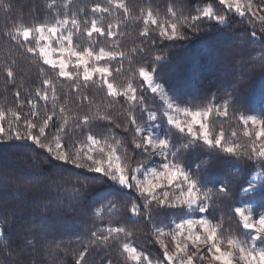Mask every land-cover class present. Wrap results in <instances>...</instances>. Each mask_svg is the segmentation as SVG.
Returning <instances> with one entry per match:
<instances>
[{
  "label": "snow or ice",
  "instance_id": "1",
  "mask_svg": "<svg viewBox=\"0 0 264 264\" xmlns=\"http://www.w3.org/2000/svg\"><path fill=\"white\" fill-rule=\"evenodd\" d=\"M70 3L71 0H60L59 3L57 0H50L47 8L51 19L38 20L33 16V20L37 22L18 24L14 20L9 21L15 7L13 0H0V15L4 21L0 26V83L5 94L11 90L10 86L15 88L13 100L17 102L15 108L7 109L11 113L7 128L0 123V139L6 135L10 139L31 140L46 151L48 159L102 173L129 189H135L139 197L123 202L112 200L107 204L93 206L92 218L103 221L107 216V226L94 223L84 232L60 231L54 230L48 212L54 209L57 214L62 215L61 201L57 200L55 204L42 201L43 208L33 212L30 220L21 218L13 207H9L13 203L7 198L9 193L5 181L0 186V264H41L38 259L41 253L54 257L60 252L72 255L70 264H120L109 254V250L113 248L123 257L122 264H264V246H257V242L264 245V211L254 215L250 209L237 206L238 198L249 193H260L264 199V118L246 115L240 110L237 84L233 85L232 92L213 94V99L203 108L193 110L191 107L168 105L167 121L177 130L176 136L183 135L190 143L198 144L200 149H205L208 153L201 160L195 174L186 172L174 155L172 159L165 155L162 170L153 169L150 171L151 179L145 176L141 180L138 174H141L143 162L136 159L137 150L147 155L156 152L164 154L169 149L168 139L153 140L140 131L142 113H147L149 120L156 118V114L148 106L147 93L164 96L162 87L156 81L158 77L163 78L169 61L165 59L167 53L163 49L159 52L155 50L156 39L162 37L172 42L187 39L189 31L195 33L206 27V19L230 28L232 19L238 16L247 21L251 31L245 35L233 33V38L227 44H219V51L234 60L242 70H249L247 64L252 62L254 68L264 71V8L253 5L251 0H218L215 9L211 4H206L202 8H195L194 15H185L183 5L177 0V5L168 8L171 31L167 30L169 21L161 24L152 18L153 12L149 9L146 13L148 18L144 21L146 27L141 36L150 39L152 46L132 50L143 53L139 66L134 67L130 56L126 57L124 52L118 51L119 44L116 41L113 44L117 50L100 47L97 51L94 47L97 40L93 39V34L103 38L122 35L117 29L131 18L128 5L123 0L94 2L91 5L92 18L89 20V13L85 9L73 12ZM177 6L181 7L179 15ZM229 14L234 16L230 17ZM105 15L114 23L109 22L105 26ZM78 16H84L85 19H78ZM149 23L160 28L159 37L149 36ZM78 35L88 38V47L79 48L74 45V36ZM257 36L260 37L259 41L254 39ZM53 37L60 45L59 48L52 46ZM257 43L260 45V54L257 55L258 58H254L252 52L256 49L252 45ZM56 54L59 58H53ZM117 57L129 59L132 76L127 85L118 86L108 78L111 69L107 62ZM21 60L31 62L38 70L40 80V85L34 92H27L23 101L21 85L17 80ZM101 61H105V64L101 65ZM69 64L76 69L75 72L69 70ZM49 72H55L56 79L65 78L77 91L82 87L86 88L98 76L100 85L107 89L109 96L123 97L128 106L123 130L132 133L131 152L110 129L103 139V146L97 134L89 130L83 141L84 146L77 148V141L72 137L82 135L83 130L90 129L94 120L107 121L111 125L112 116L97 108L93 114L86 113L82 119H77L70 125L64 116L63 105L58 108L60 95L54 80L48 75ZM137 76L139 81L135 83ZM40 100L44 101L43 112L38 105ZM213 111L217 117L234 119L244 126V135L252 138L251 142L237 143L235 131L226 137L222 127L218 132L214 126L209 127L207 118ZM179 114H183L186 119H179ZM5 115V111L0 110V122L5 120ZM249 125L258 128L253 133L247 130ZM116 127L121 125L116 124ZM53 128L55 132L49 138ZM65 137L71 139L72 143L69 144ZM121 148L124 151L118 155ZM232 157L238 159L233 161ZM227 161H232L233 167L224 168ZM241 161H253L255 164L241 168ZM40 162L35 158L32 160L34 165ZM132 164L136 166L132 167ZM217 170L219 175H215ZM206 176L215 177L209 181L212 184L210 188L202 183ZM31 187L39 189L40 185L34 184ZM72 187L74 191L67 198V211L74 210L73 202L79 200L87 184L77 181ZM159 189L163 191L158 193ZM17 191H20L19 185ZM23 191L30 192V187L25 185ZM19 198L18 195H12L13 200ZM155 209L179 212L191 209L203 215L195 220L181 218L175 223V228L167 233L163 228L153 226L155 243L160 244L162 249L161 256L154 258L129 239L133 235L132 229L119 223L113 227L111 218L126 212L129 219L142 217L146 222L152 223V212ZM217 212L221 213L219 219L216 218ZM82 215V222L86 224L89 214L85 211ZM226 219L229 221V228L231 222L236 223L242 231L243 239L230 231L226 234L222 230ZM163 235L171 237L175 252L169 251V244L161 239ZM225 244L227 250H222L221 246Z\"/></svg>",
  "mask_w": 264,
  "mask_h": 264
},
{
  "label": "trees",
  "instance_id": "2",
  "mask_svg": "<svg viewBox=\"0 0 264 264\" xmlns=\"http://www.w3.org/2000/svg\"><path fill=\"white\" fill-rule=\"evenodd\" d=\"M49 2L50 0H13L15 7L12 17H9V21L14 20L18 24L22 22L35 23L37 20H33V16L37 17L38 20L51 19L47 8ZM59 2L60 0H57V3ZM94 2H100V0H71L70 9L73 12L82 8L85 9L89 13L87 19L90 20L92 18L90 15L91 5ZM123 2L128 5L131 18L126 23H122L117 29V32L122 33V35L103 38L93 34V39L97 40V44L94 47L97 51L100 47H104L106 50H117L114 49L113 44L116 41L119 44L118 51L124 52L126 57L130 56L132 66L138 67V62L141 60L143 53L133 52L132 50L152 46L150 39L141 36L146 27L144 21L148 18L146 15L147 11L151 9L153 12L152 18L160 21L161 24L169 21L167 30L171 31V17L168 13V8L177 5V0H123ZM180 3L183 5L185 15L189 13L194 15L195 8H202L206 4H211L214 9L218 6V0H180ZM176 10L177 15H179L181 7L177 6ZM229 16L233 17L234 14H229ZM78 19L83 20L85 17L78 16ZM109 22L113 21L105 15V26ZM3 23L2 15H0V26ZM205 23L206 27L201 31L195 33L189 31L187 39L175 42L162 37L156 39L155 50L159 52L163 49L167 53L165 59L169 61L163 78L158 77L157 80L164 85L171 97L180 106L191 107L193 110L207 106L213 99V94L223 95L224 92H232L233 85L237 84L240 110L246 115L261 113L264 116V71L258 67L254 68L252 62L247 64V69L249 70H242L234 60L219 51V44L221 42L227 44L233 38V33L245 35L251 31L247 26V21L234 16L230 28L225 27L224 24L217 25V22L211 19H206ZM147 27L150 37H159L160 28L151 23ZM254 39L259 41L260 37L257 36ZM73 43L79 48L89 46V40L86 36H74ZM252 47L256 49L252 52V56L258 58L260 45L257 43L252 45ZM100 64H105V61H101ZM107 64L111 69L109 80L118 86L127 85L129 78L132 76L129 71V59L117 57L115 60L107 62ZM45 67L48 68L49 66ZM117 69L120 70L117 71ZM69 70L76 71L72 65L69 66ZM80 71L82 72V69ZM48 75L54 80L55 88L60 95L58 108L63 105L65 108L64 116L68 119L70 125L77 119H82L86 113L89 115L93 114L97 108L112 116L113 123L111 125L107 121L94 120L90 129L83 130L82 135L72 137V139L77 141V148L84 146L83 141L86 139L89 130L97 134V138L101 139L103 146V139L110 129L118 139L124 142L125 147L131 152L132 133L130 131L124 132L123 130L128 107L123 97L114 98L109 96L107 89L100 85L98 76L94 77V80L89 82L86 88L82 87L77 91L72 88L71 83L65 78L56 79L57 74L55 72H49ZM237 77H240V79L237 80ZM17 80L21 85V101H23L27 92H34L35 88L40 85L38 70L28 60H21ZM138 81L139 77L137 76L134 82L138 83ZM10 88L11 90L5 94L3 85L0 83V110H4L6 113L5 120L0 123L5 128H7V121L11 117V113L7 109L15 108L17 103L13 100L15 88L12 86ZM49 95L51 96V92ZM147 96L148 106L151 112L156 114V118L149 120L148 114L142 113L140 115L141 133L145 136L144 132L147 128L157 123L161 124L162 133L170 142L171 158L174 155L183 168L189 171L190 174H195L200 167L201 160L207 157V151L200 149L198 144L190 143L183 135L177 137L175 134L177 130L172 125H169L167 121V105L165 101L158 93L153 95L149 92ZM38 105L41 108V112H43L44 101H38ZM50 108L51 105L49 104V111ZM25 111H27L26 107ZM229 116H231V110H229ZM207 122L209 127L214 126L217 132L222 127L226 137L231 136V133L235 131L237 133V143L245 144L251 142L252 138L244 135L245 127L234 119L217 117L213 111L208 116ZM116 124H120L121 127H116ZM247 130L254 133L257 129L255 126L249 125ZM54 132V128L50 130L49 138H51V133ZM65 139L69 144L72 143V140L68 137H65ZM123 151L124 149L121 148L117 154L120 155ZM106 152L107 149H105V154ZM34 158L40 160V164L34 165L32 163ZM136 159L142 160V170L153 163L154 154L145 155L142 151L137 150ZM236 159L238 158H231L233 161ZM248 164L254 165L255 162L249 161L245 163L241 161L240 167L246 168ZM135 166V164H132V167ZM223 167H233V162L227 161ZM215 175H219V170H217ZM214 178V176L204 177L203 185L209 188L212 187L209 181ZM5 181L7 182V192L9 193L7 198L14 205H9V207H13L21 218L30 220L33 212L43 208L42 201H51L53 204L57 200L61 201L63 206L62 215L57 214L54 209H50L48 212L54 230L60 231L84 232L87 228H91L94 223L107 226L109 223L107 216H105L103 221L92 218L91 211L93 206L107 204L112 200L123 202L135 200L139 197V193L135 189H129L102 173L78 169L70 163L48 159L46 151L39 148L31 140H15L8 138L6 135L0 139V186H3ZM77 181L86 183L87 187L83 189L79 200L73 202L75 205L74 210L67 211V198L74 191L72 186L77 184ZM34 184H39L40 188H32L31 185ZM17 185L20 186V191H17ZM25 185L30 187V192L26 193L23 191ZM13 194L18 195L20 198L13 200ZM246 200L254 204L252 208L254 215L264 211V199H262L260 193L242 195L238 198L237 206ZM85 211L89 214L86 224L82 222L84 219L82 214ZM191 213L192 211L189 209H185L184 212L155 209L152 212V223L146 222L142 217L140 219L135 217L129 219L126 212L123 215L113 216L111 221L113 227L119 223L121 226L132 229L133 235L129 239L155 258L161 256L162 249L160 244L155 243L153 226L171 228L175 223L179 222V219L187 218ZM220 215L221 213L217 212L216 218L219 219ZM222 230L226 234L230 231L236 237L244 238L242 231L234 221L231 222V227L229 228V221L226 219ZM257 246L262 247L264 245H260L257 242ZM109 254L114 261L122 264L123 257L119 256L115 248L110 249ZM38 259L41 264H70L73 257L70 253L65 255L64 252H60L54 257L41 253Z\"/></svg>",
  "mask_w": 264,
  "mask_h": 264
},
{
  "label": "rangeland",
  "instance_id": "3",
  "mask_svg": "<svg viewBox=\"0 0 264 264\" xmlns=\"http://www.w3.org/2000/svg\"><path fill=\"white\" fill-rule=\"evenodd\" d=\"M245 2H247V0H245ZM251 2L255 6H259L261 8H264V0H251ZM52 46L54 48H59V46H60L58 43H56L55 37H53ZM53 58H59L58 54L54 55ZM72 59L74 61V58H72ZM70 65H72V64H69V66ZM156 83L159 84L163 89L164 96H161L159 93L158 94L165 101V103L167 105L166 113L168 112V105L169 104L173 105L174 107H181L182 108V106H180L177 103V101L171 97V95L168 93V91L166 90V88L164 87V85L160 81L157 80ZM253 116H256L259 118H264L263 114H261V113H255V114H253ZM178 118L181 120L186 119V117L183 114H179ZM207 120H208V118H207ZM255 127H256V129L258 128V126H255ZM144 133H145V136H151L153 140L166 139L162 133V125L158 124V123L155 125H152L150 128H147ZM170 153H171V146H170V142H169V149L164 154H161L160 152H156L154 154L153 163H151L148 167L141 170V174H139V178L141 180H144L145 176H147L149 179H151L152 177H151L150 171L153 169L162 170V163L165 162V159H164L165 155H168L169 159H172ZM184 170L189 173V171H187L185 168H184ZM255 186L257 187V185H255ZM160 191H163V189H159L158 193ZM253 205L254 204L251 201L246 200V201H243L239 206H244L253 212V210H252ZM189 210H191V209H189ZM202 215L203 214H198L197 212L192 211V213L187 218H191V219L195 220V219H198ZM174 228H175V225L171 228H163V229H164L165 233H167L170 229H174ZM161 239L164 240L165 243L169 244V251L170 252H175L174 243L171 242L170 236L163 235L161 237ZM221 247H222V250H227L226 244L222 245Z\"/></svg>",
  "mask_w": 264,
  "mask_h": 264
}]
</instances>
